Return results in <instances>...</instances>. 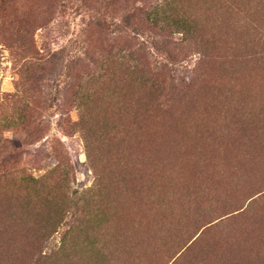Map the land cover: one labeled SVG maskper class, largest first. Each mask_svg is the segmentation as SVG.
I'll return each instance as SVG.
<instances>
[{
  "label": "rangeland",
  "instance_id": "rangeland-1",
  "mask_svg": "<svg viewBox=\"0 0 264 264\" xmlns=\"http://www.w3.org/2000/svg\"><path fill=\"white\" fill-rule=\"evenodd\" d=\"M149 2L0 0V124L12 125L0 127V264H71L44 257L65 232L86 260L91 242L108 241L128 263L264 264V0H181L208 23L193 48L143 20ZM128 48L161 72L168 110L149 116L137 102V82L115 63ZM100 71L110 76L77 124L74 95ZM181 80L193 86L175 89ZM89 132L105 174L93 208ZM29 174L51 187H28Z\"/></svg>",
  "mask_w": 264,
  "mask_h": 264
},
{
  "label": "trees",
  "instance_id": "trees-1",
  "mask_svg": "<svg viewBox=\"0 0 264 264\" xmlns=\"http://www.w3.org/2000/svg\"><path fill=\"white\" fill-rule=\"evenodd\" d=\"M214 11H217V9ZM204 15L205 13H200L199 10L186 8L183 3L181 4V0H151V2L147 4V10L143 13V20L145 19L151 25L158 27L161 33L167 35L181 33L182 36L180 37L179 47L185 48L184 44L186 42L189 44L188 47L193 48L200 46L203 43V35L206 34L204 28L208 26V23L204 21ZM219 18H222V20L225 19L223 16H220ZM202 53V58L205 59L207 52L204 51ZM255 56H260L259 60L264 63V49L258 52V54ZM145 58L146 57L141 50L128 48V51L126 52L120 50L119 53H117L115 63L119 66V68H126L127 75L133 77V80L137 82V102L140 103V105H143L144 112L151 116L157 114L160 111H165L166 109L168 110V101L170 99L168 98V95L171 91V88L170 91L167 90L165 81L160 78L161 72L156 70V68H150V64ZM109 76L110 74L104 71H100L98 74H93L87 81L86 85L81 86L80 89L75 93L74 102L77 103V109L79 111V117L76 122L77 124H81L85 119L84 112H87V110L90 109V105L94 101L93 96L97 93L96 87L103 84ZM178 85H181L182 89L192 87L193 80H181L180 83L173 86L176 89ZM173 91L176 92V90ZM19 109H21L22 114L21 122L26 123L31 116V106L29 103H26L24 107L20 106ZM139 113L140 111L137 110L138 115ZM0 127L4 130L12 127V125L8 118H5L4 122L0 124ZM87 134L86 147L90 161L92 162L94 169H96V183L84 190L83 196L90 195L91 198L86 200V206L93 208V205L91 204L95 197L101 196V193L104 190L105 184H102L105 182V174L102 166L100 165L99 152L98 150H95L93 146V138L90 132ZM65 156L66 155L64 153H60V160L57 165L58 168H56L58 169L57 179L64 182L65 184H68L71 178V164L68 162V160H66ZM123 157H127V154L122 152L120 156L122 161L124 159ZM64 159L66 160L65 162ZM53 171H50V173ZM9 172H11V170ZM23 180L26 181L25 183L28 185V187L37 189L38 191H45L47 188H50V184H52V180L49 179L48 174H43L40 176L29 174L23 176ZM62 216L63 212L60 209L58 218L54 219L53 221L55 225L53 231L58 230V227L63 224ZM114 224V220L111 221L109 218L105 220L106 228H111ZM68 232L71 233V231ZM64 237H67V232L64 233ZM64 237L61 240V246L58 248V250L55 251L54 254L51 253L49 255L46 252L44 257L49 258L55 254L63 252L65 254L64 256H67L71 264H127L129 261L128 255L124 256V252L119 251V249H113L111 243H108V241L102 243L91 242V244L88 245L90 249L88 251H92L93 254L91 258L86 260L87 247H83L81 249L75 248L77 246L68 243L67 239ZM132 248L133 246H131V248L129 247V249ZM75 257H78L79 263H74ZM128 264L135 263L130 262Z\"/></svg>",
  "mask_w": 264,
  "mask_h": 264
}]
</instances>
